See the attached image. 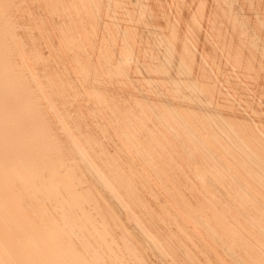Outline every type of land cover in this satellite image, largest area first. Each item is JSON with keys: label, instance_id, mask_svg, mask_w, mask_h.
<instances>
[{"label": "bare ground", "instance_id": "obj_1", "mask_svg": "<svg viewBox=\"0 0 264 264\" xmlns=\"http://www.w3.org/2000/svg\"><path fill=\"white\" fill-rule=\"evenodd\" d=\"M0 264H264V0H0Z\"/></svg>", "mask_w": 264, "mask_h": 264}]
</instances>
